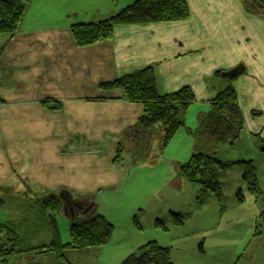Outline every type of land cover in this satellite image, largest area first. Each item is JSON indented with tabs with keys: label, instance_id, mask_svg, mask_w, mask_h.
I'll return each instance as SVG.
<instances>
[{
	"label": "crops",
	"instance_id": "crops-1",
	"mask_svg": "<svg viewBox=\"0 0 264 264\" xmlns=\"http://www.w3.org/2000/svg\"><path fill=\"white\" fill-rule=\"evenodd\" d=\"M134 1L91 0L82 13L77 1L35 0L18 33L12 39L0 35V190L36 191L33 201L40 213L42 201L54 194H66L60 198L63 206L128 182L130 154L120 165L113 161L118 143L130 149L145 140L134 129L143 106L122 99V90L107 91L101 84L149 66L155 67L161 93L192 88L197 117L227 86L228 76L220 72L235 68L239 72L235 89L248 131L232 145L215 147L213 153L224 150L227 158L218 155L222 160H254L249 156L253 150L252 155L259 156L254 161L264 163V151L256 152L253 141L257 134L264 145V18L246 11L241 0H186L190 10L186 20L116 25L111 40L85 47L75 43L71 25L106 19ZM29 14L36 19L33 26H26ZM98 97L107 99L91 100ZM45 99L60 101L62 108L45 107ZM188 126L192 137L190 131L197 126ZM175 176L177 187L169 195L174 193L178 203L153 213L156 220L169 219L172 212L184 214L183 226L203 204L201 195L206 191L188 187L187 181ZM232 177L236 186L245 184L238 168L219 175L223 186ZM258 179L262 185L260 174ZM252 199L259 218L264 198L253 192ZM241 203L237 201V209ZM88 208L75 205L74 211L79 215ZM38 219L22 221L21 226L28 223L24 229L17 223L18 233L41 225ZM41 229L48 240L44 243L50 242L49 223L32 237H38ZM259 238H264V230ZM231 259L235 264H264V251L252 249Z\"/></svg>",
	"mask_w": 264,
	"mask_h": 264
},
{
	"label": "rangeland",
	"instance_id": "rangeland-1",
	"mask_svg": "<svg viewBox=\"0 0 264 264\" xmlns=\"http://www.w3.org/2000/svg\"><path fill=\"white\" fill-rule=\"evenodd\" d=\"M60 1H68V4L77 1L79 11L83 13L91 0ZM48 14L50 15L51 12L48 11ZM35 24L36 19L29 14L26 26ZM193 105L186 112L184 126L180 128L166 147L163 148L161 140L155 137L157 139L151 142L147 150L143 154L137 155L138 159L145 158V156L146 158L151 157L149 160L143 163H134L131 159L128 169L129 175L126 178L128 182L122 186L106 187L95 193L82 195L84 202L89 204L86 213L72 216L63 209L55 214L62 243H68L71 240L69 227L72 222L79 223L90 218V216L103 215L114 225V232L110 240L103 246L64 250L62 252L64 257L59 255V251L42 254H38L35 250L32 251L31 248L48 241L44 238L43 229L40 230L38 237H32L38 227L48 223L47 218L39 212V207L33 201L38 194L34 190L20 194L16 192L8 194L0 190V197L3 199V205L0 209V223L14 221L16 224L13 227L17 231V223L24 229L28 223L26 222V225L23 226L20 223L31 217L40 218L38 221L41 224H33L32 231L30 227L27 231H20L25 239L23 241L24 251L8 256L4 254L2 259L6 260L5 264H120L130 254H141V247L150 241H156L164 247H169L174 264H235L236 260H230L232 256L239 259L248 255L252 249L255 252L264 251V238H259L261 234L258 237L255 236L256 229L264 227V222L261 219L262 209L259 218L256 217V209L252 199L253 191L249 192L250 187L245 184L236 186L233 177L228 178L224 185L225 210L220 209L212 193L202 192L203 204L196 209L194 215L187 216L183 226L174 225L170 218L167 219L166 217L167 220L163 217H158V220L154 219V209L159 208L160 211H163L178 203L176 202L178 198L173 197L174 193L169 195L172 187H177L176 182H174L175 175L178 174L179 167L185 164L196 152L193 139L187 133L188 128H190L188 125L194 128L198 126V117ZM244 129L242 135L245 134L244 131H248L246 124ZM180 131L182 132L179 136ZM258 136L253 134V141L257 145L256 148L259 149H255V151L261 152L264 151V145ZM252 153L249 152L251 154L249 156H253L254 160L259 157L257 155L254 157ZM225 154L224 150H220L217 154L214 152L219 160L222 159L218 155L227 158ZM243 160L254 162L257 168V178L260 174L263 181L260 185L259 179H257V186L259 190L264 191L263 161L259 164L258 160ZM132 180H136V182L133 183ZM186 183L188 187H194L197 190L202 189L200 185ZM238 190L242 191L245 199L240 204V208L237 209L236 193ZM58 195L62 198V193H58ZM257 195L262 197L258 193ZM140 208H145V210ZM135 216H138V226L134 221ZM197 235L201 236L198 238ZM5 243L8 244L7 241ZM16 247H20V242L16 244Z\"/></svg>",
	"mask_w": 264,
	"mask_h": 264
},
{
	"label": "trees",
	"instance_id": "trees-1",
	"mask_svg": "<svg viewBox=\"0 0 264 264\" xmlns=\"http://www.w3.org/2000/svg\"><path fill=\"white\" fill-rule=\"evenodd\" d=\"M241 1L246 11L264 18V0ZM31 2L32 0H0V35H6L12 39L18 33ZM189 17L190 10L186 0H135L106 19L76 23L70 28L75 43L80 47H85L111 40L116 25H148L186 20ZM223 73L220 72V76ZM237 77V74L228 76L227 86L209 101V109L198 114V126L190 131L196 152L179 167L178 171V177L200 185L202 190L212 193L221 210L226 208V198L219 175L232 168H238L242 172L245 185L264 198V191L259 190L257 186V168L252 160L222 161L217 159L213 153L215 147L234 144L244 129V116L235 89ZM101 87L107 91L122 90V99L131 103H140L143 106V112L134 129L142 137L145 136V140L130 149H126L122 142L118 143L113 161L115 165H120L127 153L130 154L134 163L146 162L151 157L146 158L145 156L146 159H138L137 155L143 154L154 139L159 138L162 147H166L184 126L186 112L196 100L195 93L189 86H184L171 93H161L153 66L126 73L102 83ZM106 99V97H98L91 100L104 101ZM42 104L49 109L60 110L62 108L61 102L55 99H45ZM236 196L239 202H244L245 195L241 190H238ZM77 202L83 207L89 206L87 202L81 200ZM2 205L3 200L0 198V209ZM41 208L42 213L47 215L52 237L48 243L35 248L30 247L38 254L59 251V255L64 257L62 255L64 250L100 247L110 240L114 232V225L103 215L90 216L79 223L72 222L69 228L71 240L68 243H62L55 216L63 210L60 196L54 194L44 199ZM184 218L185 215L180 213L172 212L170 215V221L176 226L182 225ZM134 221L138 226V216L134 217ZM263 230L264 227L261 229L258 227L255 236L261 234ZM23 241L25 239L12 223H1L0 264H5L6 260L2 259L4 254L8 256L23 252ZM19 242L20 247L17 248L16 244ZM141 248V254H130L120 264H174L169 247H164L156 241H150Z\"/></svg>",
	"mask_w": 264,
	"mask_h": 264
},
{
	"label": "water",
	"instance_id": "water-1",
	"mask_svg": "<svg viewBox=\"0 0 264 264\" xmlns=\"http://www.w3.org/2000/svg\"><path fill=\"white\" fill-rule=\"evenodd\" d=\"M232 74H239L238 71H236V69H232L231 71H225L222 76L224 77H227V76H230ZM77 206L79 208H82V205L78 204V203H75L73 206L69 205V202L64 205L63 209L64 211L67 213V214H71L72 216H74V206ZM262 220L264 222V207H263V210H262Z\"/></svg>",
	"mask_w": 264,
	"mask_h": 264
},
{
	"label": "flooded vegetation",
	"instance_id": "flooded-vegetation-1",
	"mask_svg": "<svg viewBox=\"0 0 264 264\" xmlns=\"http://www.w3.org/2000/svg\"><path fill=\"white\" fill-rule=\"evenodd\" d=\"M69 203H70L69 205L73 206L75 203H78V202L76 200H71V201H69ZM78 204H80V203H78ZM64 205H66V204H64ZM64 205H63V207H64ZM80 205H82V204H80ZM82 207H83V205H82ZM74 215H75V211H74Z\"/></svg>",
	"mask_w": 264,
	"mask_h": 264
}]
</instances>
